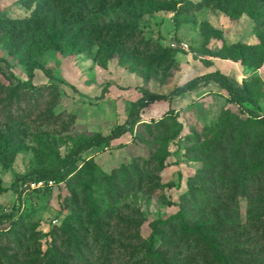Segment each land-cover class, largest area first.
<instances>
[{
  "label": "rangeland",
  "instance_id": "374dc122",
  "mask_svg": "<svg viewBox=\"0 0 264 264\" xmlns=\"http://www.w3.org/2000/svg\"><path fill=\"white\" fill-rule=\"evenodd\" d=\"M31 64L52 77L16 87ZM215 69L253 105L211 81L137 105ZM247 108L264 116V0H0V214L16 211L0 264H264V122ZM119 125L60 182L29 178Z\"/></svg>",
  "mask_w": 264,
  "mask_h": 264
},
{
  "label": "trees",
  "instance_id": "16d2710c",
  "mask_svg": "<svg viewBox=\"0 0 264 264\" xmlns=\"http://www.w3.org/2000/svg\"><path fill=\"white\" fill-rule=\"evenodd\" d=\"M236 47L241 48V45L237 44ZM255 48H257V47H252L250 50L254 51ZM258 50H261V48L259 47ZM193 58L198 59L202 63V65L205 67H209L212 65V61L209 59L196 58V56H193ZM4 66L8 67V63L6 61H4ZM36 68L40 69L42 71V73L44 74V76H46L47 78L52 77L51 73L47 69L39 66L38 64H31L28 66V68L26 70V79L22 80V81L17 80L16 81V87H23V88L31 87L33 85L32 84V79L34 76L33 70ZM10 74H11V72H10ZM208 81L214 82V83L218 84L221 88H223L231 102L236 103L239 106H241L243 103H248V104L253 105V99H252L251 94L249 93L248 89L244 86L235 85L233 83V81H231L230 78L226 74H224L223 72H221L218 69H215L213 71L206 72L204 74L195 76V77L187 80L182 85L178 86L174 91H171V92H169L167 94H163V95L148 96L147 91L145 89L139 88V92L141 93V97L138 99L137 105H139V106L142 105L144 103V101H146V100H149V101L168 100L169 101L173 97L178 96V95L194 88L198 84H200L202 82H208ZM109 86H110V84L108 82L105 83L104 86L101 88L100 95L98 97H102L104 95V93L107 91ZM247 109H248L251 116L258 118V120H260L261 122H264V116L263 115L258 114L252 108H247ZM168 112L171 113V110H169ZM132 121H133V119L130 120V122H132ZM127 131H128V127L126 125H119V126H116L115 128H113L109 134H106V135L97 134L94 137L87 138V139L83 140L80 144H78L63 159L62 170L60 172H58L56 175L48 176L46 172H37L36 174H34L33 176H30L29 178L34 180V181H45L48 179H52L54 182H60L61 180H63V178H65L70 173L72 166L74 165L77 158L79 157V155L82 152H84V151H86L92 147H95V146H99L102 144H108L110 141L120 138L121 135ZM10 188L15 193H18V185L16 182H14ZM0 190L5 191L6 188L0 187ZM18 195H19V193H18ZM15 215H16L15 210H13L9 214H0V222H2L3 219H12ZM171 217L172 216H170L169 218H171ZM168 219L154 220V223L158 222V221L165 222ZM154 235H155V229H152V231L150 233L151 242H152ZM199 236L206 242L207 251L211 252V254L213 255L215 260H220L221 257L218 254V247L214 243L212 238H209V237H207L201 233H199ZM151 245L152 244L150 243L149 248H148L149 251H151V247H152Z\"/></svg>",
  "mask_w": 264,
  "mask_h": 264
},
{
  "label": "built area",
  "instance_id": "2783aa9c",
  "mask_svg": "<svg viewBox=\"0 0 264 264\" xmlns=\"http://www.w3.org/2000/svg\"><path fill=\"white\" fill-rule=\"evenodd\" d=\"M38 183H42V181H38Z\"/></svg>",
  "mask_w": 264,
  "mask_h": 264
}]
</instances>
